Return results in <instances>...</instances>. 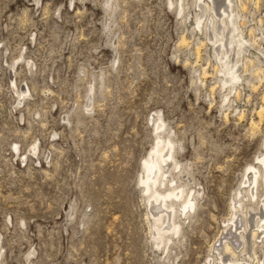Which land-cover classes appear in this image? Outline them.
I'll list each match as a JSON object with an SVG mask.
<instances>
[{"label": "rangeland", "instance_id": "obj_1", "mask_svg": "<svg viewBox=\"0 0 264 264\" xmlns=\"http://www.w3.org/2000/svg\"><path fill=\"white\" fill-rule=\"evenodd\" d=\"M193 4L0 0V264H207L264 157V0H234L262 62L228 102ZM158 137L174 141L175 187L200 192L167 250L140 184Z\"/></svg>", "mask_w": 264, "mask_h": 264}, {"label": "bare ground", "instance_id": "obj_2", "mask_svg": "<svg viewBox=\"0 0 264 264\" xmlns=\"http://www.w3.org/2000/svg\"><path fill=\"white\" fill-rule=\"evenodd\" d=\"M184 2L185 0H178L180 13L184 9ZM193 5L197 8L196 28L199 31H202L203 28L208 41L212 44V46L208 45L213 47L217 60L215 70L223 75L220 84V88L224 90L222 98L228 102L231 93H234L237 98L242 92L240 90L242 85L252 84V81L245 75L249 74L248 72L255 66V62L261 63L262 60L260 56H253L247 47L255 46L257 39H255L251 28L249 32L253 40L248 41L242 36V23L236 17L237 13L235 15L234 0H194ZM241 6L243 11L245 7ZM185 42L187 41L183 37L181 43ZM200 44L204 43L201 41ZM196 53L199 56V47H197ZM259 54L264 58L262 51H259ZM254 71L259 74L263 72V68L258 66ZM252 76H256V74ZM262 95L264 104V94ZM258 113L262 117L264 106ZM162 127L163 122L156 124V129ZM173 147L172 138L158 137L148 155L143 159L140 177L143 192L149 199H153V201L151 200L153 204L163 205L162 208L165 209L158 215H152L154 221L153 241L156 246H162L165 250L169 249L173 238L181 232L180 223L174 217L183 215L185 219L189 218L200 195L199 191L190 192L189 190L187 192L183 187H175L174 178H169L170 176L167 175L169 174L166 169L168 165L174 169L180 167L173 156ZM257 161L259 166H249L252 177L241 176L240 181L245 189L244 194L241 190L236 193L239 198L234 195L231 201L230 216L224 221V234L216 242L214 241L215 243L211 247L212 254L208 258L207 264H264V258H261L256 250L257 245H264V157H257ZM170 183L172 184L170 189L160 190L161 186L170 185ZM167 215H170L171 219L165 224L167 219L164 217Z\"/></svg>", "mask_w": 264, "mask_h": 264}]
</instances>
